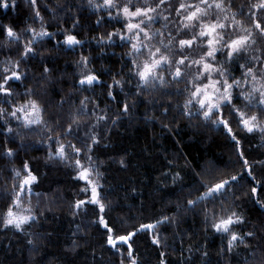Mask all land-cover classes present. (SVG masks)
I'll return each mask as SVG.
<instances>
[{
  "label": "trees",
  "instance_id": "trees-1",
  "mask_svg": "<svg viewBox=\"0 0 264 264\" xmlns=\"http://www.w3.org/2000/svg\"><path fill=\"white\" fill-rule=\"evenodd\" d=\"M7 2L8 8L0 6V68L10 59H20L25 43L33 39L26 31L29 26L40 31L43 24L53 33L35 38V54L21 63L20 70L27 73L24 86L14 83L13 88L19 93L26 88L34 92L32 98L40 100L45 120L57 133L74 117L78 119V131L67 136L65 143L71 140L80 146V140L93 135L100 140L89 154L99 172L100 195L109 205L103 213L109 224L118 234H125L142 223L171 218L156 229L162 246L152 243L151 231L133 237L139 264H160V252L166 254L168 264H264V190L256 184L264 182V133H248L230 120L238 146L224 127L184 115L186 93L178 94L176 90L182 88L176 84L149 87L137 94V79L129 72L128 43L115 36L108 40V33L119 26L100 16L88 0H37L42 21L35 17L29 0ZM3 26H12L20 40L7 38ZM69 33L82 43L70 49L63 43ZM82 57L88 58L86 68L80 63ZM45 67L50 71L45 73ZM87 72L95 73L101 83L80 85ZM116 80L123 87L109 88ZM85 97L89 98L86 107L80 103ZM16 99L23 103L28 97ZM124 103L129 104L127 113L122 111ZM1 107L11 110L0 102ZM8 127L13 129L11 134ZM33 127L23 128L11 118L5 123L0 117V215L10 203L14 169L27 161L38 177L30 196L36 220L23 232L0 227V264H120L121 255L106 244V230L94 223L101 215L98 206L87 204L78 212L73 207L89 195L81 192L85 183L76 178L75 157L69 162L49 160L47 137L51 133ZM9 148L15 153L12 157L5 154ZM239 150L252 165L255 181L244 170ZM242 171L243 179L232 190L235 198L229 194L226 201L245 220L234 231L254 236L245 235V242L229 252L227 239L208 226L211 210H220L219 200L195 207L187 201L205 191L203 183ZM253 186L258 187L260 203L251 196Z\"/></svg>",
  "mask_w": 264,
  "mask_h": 264
},
{
  "label": "snow or ice",
  "instance_id": "snow-or-ice-1",
  "mask_svg": "<svg viewBox=\"0 0 264 264\" xmlns=\"http://www.w3.org/2000/svg\"><path fill=\"white\" fill-rule=\"evenodd\" d=\"M29 2L35 8V17L42 21L40 10L36 7L37 0H29ZM88 4L96 9L109 10L110 18H113L112 14L115 12L117 22L123 21L120 30L108 33V40L111 41L113 36H118L120 40L128 43L127 55L131 63L129 72L137 79V94L149 87H166L169 84L183 83L185 87L176 91L178 94L187 93L182 112L188 118L201 117L205 122H211L216 126L222 125L238 146L240 141L233 132L229 117H235L243 131L264 133V0H256L247 9L242 5L237 11L232 10V0H179L178 6L172 4L171 0H123V2L103 0L102 3L88 0ZM0 6L8 8L9 4L7 0H0ZM173 14L175 19H172ZM245 16L247 23L244 19L237 18ZM161 19L165 21L163 27L153 30L152 25ZM3 31L6 37L12 40L19 41L21 38L20 33L12 26H3ZM26 31L32 34L33 39L25 43L20 59H10L0 68V100L5 104L13 101L10 113L7 109L0 108V117L5 118V123L10 116L23 128L35 130L33 126L42 127L46 132L51 133L47 137L49 160L69 162L73 160V156L75 157L73 166L77 170L76 178L85 183L81 192L89 195L87 199L77 200L74 209L78 212L87 204L98 206L101 215L94 223H98L106 230L107 246L121 255L120 264H125V260L128 264H139L138 258L134 255L133 237L138 232L151 231L152 243L158 247L162 246V238L156 229L163 223L171 222V218L164 216L154 223H142L138 228L125 234H118L109 224L103 215L109 205L100 195L99 172L93 166L94 162L89 154L100 140L93 135L80 140V146L71 140L65 143L67 136L78 131V119L74 117L66 128L57 133L54 127H49L44 118L45 107L39 99L32 98L34 92L26 88L23 93H19L13 88L14 83L24 86L23 81L27 78V73L20 70L21 63L35 54L33 47L35 38L43 39L53 35L43 27V24L40 31L31 26ZM63 43L71 49L82 41L77 35L69 33L64 36ZM257 45L261 46L257 47ZM220 56H223V60L218 58ZM241 60L244 63H240ZM80 63L86 68L88 58L82 57ZM233 65L241 72L239 78L234 74ZM44 71L47 73L50 70L45 67ZM97 83L101 81L93 72L83 74L79 80L80 85L90 87ZM113 86L123 87L119 80L114 81V85H109V88ZM17 95L27 96L28 99L23 103H15ZM108 95L112 99L116 98L112 91H109ZM88 99L85 97L81 100V105L86 107ZM63 103L62 100L61 104ZM225 109L228 110L227 115ZM122 111L124 113L129 111L128 103L123 104ZM167 111L168 109H165V112ZM98 119H107V117L100 116ZM112 123L115 124L116 121ZM7 132L11 134L13 129L8 127ZM53 144L56 145L54 151ZM5 154L9 157L15 155L11 148L7 149ZM238 154L242 159L244 170L255 181L252 165L244 158L242 150H239ZM243 177L242 171L236 175L219 177L214 182L203 183L201 186L205 191L196 199L187 201L190 207H195L204 201L214 204L219 200L220 210L219 212L215 208L211 210V223L208 226L227 239L229 252L237 244L245 242V235L254 236L253 232L241 235L234 231V227L245 223V220L242 214L235 211L226 201L229 194L235 198L232 190ZM176 178H179V173ZM37 182L38 177L27 161L22 167L14 169L10 203L0 215V227L23 232L26 225L36 220L30 196L33 194L32 186ZM256 184L264 190V182L256 181ZM251 196L255 202H261L258 199L257 186L251 188ZM25 197L29 199L26 200ZM261 206L264 207V204ZM208 219L209 213L206 210V224ZM28 243L32 244L33 241L29 240ZM75 243L74 241L73 244ZM120 246L126 248L122 250ZM165 255L164 252H160V264H168L164 259Z\"/></svg>",
  "mask_w": 264,
  "mask_h": 264
},
{
  "label": "flooded vegetation",
  "instance_id": "flooded-vegetation-1",
  "mask_svg": "<svg viewBox=\"0 0 264 264\" xmlns=\"http://www.w3.org/2000/svg\"><path fill=\"white\" fill-rule=\"evenodd\" d=\"M96 2H97V3H102L103 0H96ZM122 2H123V0H122ZM171 2H172V4L178 6L179 0H171ZM255 2H256V0H232V4H233V8H232V10H233V11H237V10L240 9V7H241L242 5L245 7V9H247L248 6H250L252 3H255ZM94 10H95L96 12H98L99 15L102 16L105 20L110 21V22H113V23H117L118 26H119V28H118L117 30H120V29L122 28L123 21L121 20V22H117V19H115V15H116L115 12H113V14H112V17H113V18H110V17H109V14H108L109 10L104 9V8H100V9H96V8H94ZM165 14H167V13H165ZM237 18H238V19H244L245 22L247 23V17H246V16H245V17H237ZM172 19H175V15H174V14H173ZM164 23H165V21H163V20L161 19L158 23L152 25V29H153V30H155V29H161V28L163 27V24H164ZM170 27H171V26H170ZM117 30H116V31H117ZM116 31H114V32H116ZM115 38L118 39V40H120L118 36H115ZM120 41H122V40H120ZM122 42L126 43L125 41H122ZM260 46H261V45H257V47H260ZM218 58H219L220 60H223V56H220V57H218ZM240 63H244V61L241 60ZM233 69H234V74L239 78L240 75H241L240 70H238V69L235 67V65H233ZM237 103L239 104V103H241V102H237ZM241 106H242V105H241ZM253 111H255V110H253ZM227 113H228V110L225 109V114L227 115ZM229 119H230V120H233V119L236 120L235 117H229Z\"/></svg>",
  "mask_w": 264,
  "mask_h": 264
},
{
  "label": "rangeland",
  "instance_id": "rangeland-1",
  "mask_svg": "<svg viewBox=\"0 0 264 264\" xmlns=\"http://www.w3.org/2000/svg\"><path fill=\"white\" fill-rule=\"evenodd\" d=\"M181 84V85H180ZM180 84H176V86H181V88L183 89L184 87H185V85L183 84V83H180ZM173 84H169V85H167V87H171ZM153 88V87H152ZM154 88H157V87H154ZM160 88V87H159ZM184 96H187V93L186 94H184ZM18 97V95L15 97V103H20L19 101H17V98ZM0 102H1V104H4L3 102H2V100H0ZM12 103H13V101H10L9 103H7V105L8 106H10L11 107V105H12ZM1 108H5V107H1ZM6 109V108H5ZM9 113L12 111V107H11V110H7ZM8 118H11L10 116L8 117ZM11 119H13V118H11ZM217 127H223L222 125L221 126H217ZM259 133H261L260 131H258Z\"/></svg>",
  "mask_w": 264,
  "mask_h": 264
}]
</instances>
